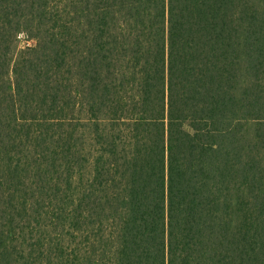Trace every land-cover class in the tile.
Here are the masks:
<instances>
[{"label":"trees","instance_id":"obj_1","mask_svg":"<svg viewBox=\"0 0 264 264\" xmlns=\"http://www.w3.org/2000/svg\"><path fill=\"white\" fill-rule=\"evenodd\" d=\"M0 264H264V0H0Z\"/></svg>","mask_w":264,"mask_h":264},{"label":"rangeland","instance_id":"obj_2","mask_svg":"<svg viewBox=\"0 0 264 264\" xmlns=\"http://www.w3.org/2000/svg\"><path fill=\"white\" fill-rule=\"evenodd\" d=\"M35 45V42L34 41H27L25 38L22 39V42L20 43V47L21 48H25L26 46H33Z\"/></svg>","mask_w":264,"mask_h":264}]
</instances>
